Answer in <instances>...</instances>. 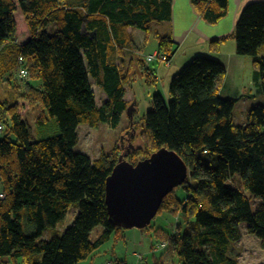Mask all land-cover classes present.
Returning a JSON list of instances; mask_svg holds the SVG:
<instances>
[{
  "label": "trees",
  "instance_id": "1",
  "mask_svg": "<svg viewBox=\"0 0 264 264\" xmlns=\"http://www.w3.org/2000/svg\"><path fill=\"white\" fill-rule=\"evenodd\" d=\"M171 3L0 0V80L17 71L19 56L31 79L20 91L11 83L7 97L0 98L6 129L0 138V264L8 257L21 258L24 264H77L111 236L121 237L126 228L108 215L106 179L120 154L136 163L161 147L177 152L188 168L180 185L188 197L166 195L158 210L193 219L182 234L169 238L179 264H238L231 250L241 238L242 222L264 250V105L250 108L244 125L233 122L236 100L219 95L226 71L222 62L196 55L172 76L170 99L152 96L151 108L139 121L149 138L144 145L130 142L94 160L73 151L80 124L116 127L127 108L135 111L134 101L123 99L124 86L132 79L121 74L112 51L124 46L122 35L126 44L134 45L128 27L148 33L152 23L169 20ZM191 3L209 24L228 12V0ZM17 9L28 32L23 41L17 37ZM50 25H55L54 33L48 31ZM230 36L236 54L252 57L254 80L264 95V56L258 54L264 46V0L242 8ZM228 37L211 39V50H218ZM156 38L159 50L170 58V34ZM89 76L107 96L101 105L96 104ZM34 105L42 111L33 126L26 111ZM129 119L135 130L134 112ZM234 174L239 176L237 186L229 184ZM252 197L261 199L255 210ZM72 203L78 208L72 223L60 235L37 241L43 230L64 219ZM98 225L103 230L91 240L90 232Z\"/></svg>",
  "mask_w": 264,
  "mask_h": 264
},
{
  "label": "rangeland",
  "instance_id": "2",
  "mask_svg": "<svg viewBox=\"0 0 264 264\" xmlns=\"http://www.w3.org/2000/svg\"><path fill=\"white\" fill-rule=\"evenodd\" d=\"M15 17L18 24V41H23L27 39L28 32L24 18L19 9L15 12ZM55 30V25H50L48 27L50 33H54ZM150 35L151 36L147 35L148 44L146 45L144 53H141V56L151 53L152 48L155 46V43H157L154 36L152 34ZM262 52H264V49ZM119 56L121 57V48L115 47L112 51V57L121 68V58ZM126 72H128V70ZM132 72L135 78L129 80L128 83L130 84L127 86V93L133 92L135 96L134 120L136 122V129L132 130L130 128L131 122L127 111L124 112L116 127H110L104 122H99L95 127L87 124H80L77 127L78 142L73 147L74 152L84 153L94 160L101 154L111 153L115 151V149L122 148L124 144H129L130 142L135 145H144V143L149 142L148 135L142 133L139 121L151 108L152 92L155 90L156 86L153 82H146L144 70L139 66L137 69H133ZM126 74L128 73H125V75ZM6 78L7 75H4L0 80V98L7 97L11 83H16L19 86H17V89L20 91L24 88L23 83L31 80L29 75L27 77L19 76L16 70L8 77V80ZM226 83L225 88H222V96H220L222 98H233L236 100L231 112V117L234 123L244 125L247 122V112L255 105L261 104L260 102L264 98L262 88L260 84L257 85L255 81L250 82L248 78H240V80H237V78L233 76V72L226 78ZM92 84L97 104L101 105L105 98L103 91L96 83L92 82ZM162 84L164 92H161V95L167 101L170 99L168 92L170 84L168 83L166 90L165 79ZM232 85L235 88H233ZM158 88L161 89V85H159ZM227 88H231L230 92L227 91ZM41 111L40 105H34L27 109V118L33 126ZM0 124H3L1 119ZM5 132L6 129L4 127L3 132H0V138L5 136ZM34 139L37 138L34 137ZM208 155L211 157L210 154L204 156ZM232 180L233 182L229 181V184L237 186L239 176L234 174ZM246 194L249 195L248 192H246ZM167 196L184 200L188 197V193L179 185L173 188ZM260 202V198L252 197V210H255ZM77 210L76 204L72 203L68 207L64 219L60 221L56 227L43 230L42 234L37 237L36 240H49L55 234L60 235L62 231L72 223ZM191 222H193L192 218L187 220L180 213L174 214L169 210H161L154 216L148 226L143 228H126L121 237L116 238L114 235L111 236L108 241L101 244L87 258L79 260L77 264H106L107 261L119 264H137L138 262L140 264H179L178 255L170 244L169 238L177 233L182 234L186 230V227L192 225ZM239 227L241 238L232 244L231 250L238 264H264V250L260 247L259 239L247 231L246 222L240 223ZM23 230L26 234L30 233L25 226ZM102 230L103 227L101 225L93 228L90 232V239L94 240ZM163 242L165 246L161 247ZM6 260L8 261L3 264H24L21 258L12 260L8 257Z\"/></svg>",
  "mask_w": 264,
  "mask_h": 264
},
{
  "label": "crops",
  "instance_id": "3",
  "mask_svg": "<svg viewBox=\"0 0 264 264\" xmlns=\"http://www.w3.org/2000/svg\"><path fill=\"white\" fill-rule=\"evenodd\" d=\"M251 1L256 0H228L227 14L217 23L209 24L205 22L194 10L191 0H172L171 17L169 20L152 23L148 33L144 30L132 27H128L126 29V33L132 36L134 45L128 46V44L125 43L127 41L126 37L122 35L124 46L121 47V57L119 56L121 58V74L128 73L129 77L133 79L135 78V75L132 71L133 69H137L139 66L142 70H144L146 82H153L156 86L152 95L156 93L161 94V92H164L162 84L164 79L166 81V90L168 83L170 84L172 76L179 68L187 63L192 57L196 55H203L216 59L222 62L225 66V75L219 85V95L222 96V88H225V85L227 84L226 78L232 72L233 76L237 78V80H240V78H248L250 79V82H254L252 57H249L248 55L236 54L235 41L230 36L234 30L235 23L242 8ZM166 33L170 34L173 41V54L169 58V65L159 60L147 62L146 57L148 55L161 52L158 47L156 35ZM150 34L154 36L157 43H155L151 53L141 56L148 44L147 35L151 36ZM224 36L229 37L220 44L219 49L211 50L209 41L211 39ZM263 49L264 46L259 48L258 54L260 56H264V52H262ZM85 64L87 63L85 62ZM127 70L128 72H126ZM89 82L93 89L92 82L95 83V80L89 76ZM256 83L259 85V82ZM129 84L130 83L124 86L123 99L127 102H135L134 93H127V86ZM159 85H161V89L158 88ZM232 87L235 88L233 85ZM230 89L231 88H227V91L230 92ZM103 94L105 96L103 101L104 103L107 100V96L104 92ZM260 103L264 105V98Z\"/></svg>",
  "mask_w": 264,
  "mask_h": 264
},
{
  "label": "water",
  "instance_id": "4",
  "mask_svg": "<svg viewBox=\"0 0 264 264\" xmlns=\"http://www.w3.org/2000/svg\"><path fill=\"white\" fill-rule=\"evenodd\" d=\"M126 111L131 118L134 111ZM187 170L181 156L167 147L136 163L120 154L105 182V203L111 221L123 228L148 226L164 197L185 181Z\"/></svg>",
  "mask_w": 264,
  "mask_h": 264
},
{
  "label": "built area",
  "instance_id": "5",
  "mask_svg": "<svg viewBox=\"0 0 264 264\" xmlns=\"http://www.w3.org/2000/svg\"><path fill=\"white\" fill-rule=\"evenodd\" d=\"M153 60L162 61V62H164L167 65H169V63H170V59L163 52L156 53V54L154 53V54L148 55L146 57V61L147 62H151ZM17 73L21 77H27L28 76V68H27V66L25 64V60L21 56L18 57ZM3 128H4L3 124H0V132L3 131ZM3 197H4V194L2 192H0V198H3ZM164 246H165V243L163 242L161 244V247H164ZM106 264H116V263H114L112 261H108ZM137 264H140V263L138 262Z\"/></svg>",
  "mask_w": 264,
  "mask_h": 264
}]
</instances>
